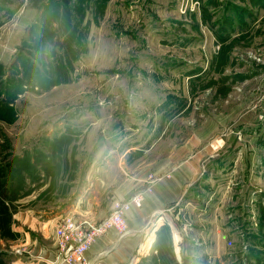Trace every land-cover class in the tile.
<instances>
[{
  "label": "rangeland",
  "instance_id": "obj_1",
  "mask_svg": "<svg viewBox=\"0 0 264 264\" xmlns=\"http://www.w3.org/2000/svg\"><path fill=\"white\" fill-rule=\"evenodd\" d=\"M101 2L81 16L77 0H0V197L37 190L56 157L81 186L104 142H190L188 264H264V0ZM25 4L36 17L20 40L7 34ZM46 192L15 208L68 212Z\"/></svg>",
  "mask_w": 264,
  "mask_h": 264
},
{
  "label": "crops",
  "instance_id": "obj_2",
  "mask_svg": "<svg viewBox=\"0 0 264 264\" xmlns=\"http://www.w3.org/2000/svg\"><path fill=\"white\" fill-rule=\"evenodd\" d=\"M28 7L25 4L23 10L19 9L14 15L8 36L20 37V40L26 37L29 24L36 17V10ZM103 146L102 152L105 151L100 159H89L88 168L81 175V186L76 180L78 168L75 167L76 173H64L68 163L64 166L56 157L49 159L46 179H39L41 185L37 190H27L11 201L0 197L2 211L7 210L6 213L0 211V221L8 218L7 224L3 222L8 230L0 237V264H47L46 257L54 255V226L59 219L68 214L103 219L113 209L114 200L129 199L137 192L144 193V202L141 208L133 207L127 212L128 233L120 235L111 231L99 238L89 252L91 261L188 264L184 237L187 227L179 221V215L184 214L182 200L197 178L199 163L197 156L192 155L193 144L184 142L178 147H169L161 141L140 144L119 140L104 142ZM96 149L94 144L91 150ZM149 173L154 174V179L149 178ZM64 182L70 185L69 195L65 196L62 187H57ZM67 188L65 186V191ZM44 192L55 200L65 197V201L55 204L57 207L59 203H67L62 212H68L53 218L54 215H47L52 214L53 208L45 207L38 210L39 217V214L34 217L31 208L24 211L15 208L31 201L34 194L42 196ZM197 253L207 254L205 247Z\"/></svg>",
  "mask_w": 264,
  "mask_h": 264
},
{
  "label": "built area",
  "instance_id": "obj_3",
  "mask_svg": "<svg viewBox=\"0 0 264 264\" xmlns=\"http://www.w3.org/2000/svg\"><path fill=\"white\" fill-rule=\"evenodd\" d=\"M144 193L137 192L129 199L114 200L113 209L103 219L78 217L68 214L54 226L55 250L52 257H46L47 264H101L91 261L89 252L93 244L111 231L120 235L128 233L127 212L133 207L141 208Z\"/></svg>",
  "mask_w": 264,
  "mask_h": 264
},
{
  "label": "trees",
  "instance_id": "obj_4",
  "mask_svg": "<svg viewBox=\"0 0 264 264\" xmlns=\"http://www.w3.org/2000/svg\"><path fill=\"white\" fill-rule=\"evenodd\" d=\"M39 0H37V2H38ZM85 1H90V0H77V4H76V6H75V12L78 14V15H81V16H83L84 15V12H83V10H82V7H84L85 5H84V2ZM101 1H104V0H99V2H100V4H97V5H99V7H103V3L101 2ZM80 2V3H79ZM51 4H52V1H50V2H46L44 5H42V8H40L41 10H43V12L41 13V15L38 17V19L36 20V22L35 23H33V25H32V27L30 28V32H33V30L35 29V28H37V26L39 25V24H41V22H42V20H43V18H44V15L46 14V12H47V8L48 7H50L51 6ZM34 5V7H37L38 6V8H39V4H37V3H34L33 4ZM84 5V6H83ZM86 7V6H85ZM86 10H87V7H86ZM64 18H63V20H62V26L61 27H69L68 25L70 24V11H69V9L67 8V9H65V11H64ZM70 28V27H69ZM51 83V82H50ZM52 84H56V82H53ZM47 88V87H46ZM3 213H6L7 212V210L5 209L4 211H2ZM5 220H7L5 223L7 224V222H8V218L7 219H5Z\"/></svg>",
  "mask_w": 264,
  "mask_h": 264
}]
</instances>
